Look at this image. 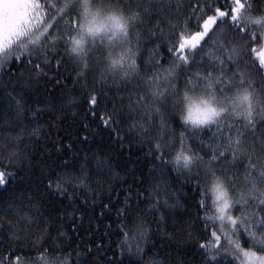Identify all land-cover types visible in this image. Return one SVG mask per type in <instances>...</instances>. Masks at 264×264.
I'll return each instance as SVG.
<instances>
[{
  "label": "snow or ice",
  "instance_id": "1",
  "mask_svg": "<svg viewBox=\"0 0 264 264\" xmlns=\"http://www.w3.org/2000/svg\"><path fill=\"white\" fill-rule=\"evenodd\" d=\"M5 9L0 120L28 119L31 131L21 132L31 138L44 134L43 117L81 103L88 115L78 143H55L59 155L36 179L18 151L22 137L0 142V264H30L12 247L28 241L32 264H176L154 259L156 233L145 225L151 215L159 231L182 206L177 177L197 194L183 205L195 215L181 222L200 264H264V2L14 0ZM66 64L85 81L83 97L75 86L53 94ZM104 133L122 148L138 143L148 174L125 173L117 239L108 225L109 243L76 251L63 243L65 221L77 230L102 204L101 178L120 179L112 153L92 147ZM109 208L102 204L101 216Z\"/></svg>",
  "mask_w": 264,
  "mask_h": 264
},
{
  "label": "trees",
  "instance_id": "2",
  "mask_svg": "<svg viewBox=\"0 0 264 264\" xmlns=\"http://www.w3.org/2000/svg\"><path fill=\"white\" fill-rule=\"evenodd\" d=\"M14 0H0V19L3 20L6 9V4H12ZM264 2V0H261ZM13 11L11 7L7 9L10 14ZM146 49H151L152 44L146 45ZM147 56V51L145 52ZM53 67H55V62L53 61ZM3 71H8L5 68ZM3 71H0V75H3ZM12 72L19 74L22 69L17 68L15 65L12 66ZM61 75L56 77L60 80V87L54 90V95H60L62 91L70 92L73 87L77 88V95L83 97L87 93V88L84 91H80V86L85 83L84 80L79 82L76 81V73L73 71L70 64H66L59 69ZM92 76H88V84L91 85ZM97 88L100 87L99 84L96 85ZM259 87V85H257ZM48 91H53V86L48 85ZM111 100V95L109 96ZM103 106V101H102ZM111 107V104H109ZM88 105L86 103H81L78 109H73L71 112L67 113H54L55 120L53 117H43L42 119L46 121L44 127V134L38 137L29 138L27 132H21L22 128H27L28 132L31 131V126L28 125V119H23L19 122V126L16 125V118L14 115L7 118V123L12 126H5L6 121L0 120V142H2L7 137L21 136L22 142L19 144L18 151L21 154L23 163L35 173L32 179H36L39 175L40 170L45 165H51L56 157L59 155L54 147L55 143L63 141L64 145L71 142H77L79 136L84 133L80 131L82 128V121L87 122L88 115ZM48 124H51L49 129ZM104 139H97L96 143L92 145L95 148L97 145L107 148L110 153H112L114 161L119 165L118 171L120 172V179L115 180L108 177H103V190H98L102 204H109L110 208L105 210V215L101 216L102 204L91 209L88 215L81 222L77 220V230H73L72 224L65 221L64 230L67 232V237L63 241L64 244L71 243L72 247L76 251H82L78 245L86 244L91 247V241L95 240L98 244L100 239L103 238L105 244L109 243V237L106 233L109 229L106 227L111 225V236L112 240L117 239L115 236V231L119 225V220L117 218L116 209L121 206L120 202L124 200V192L121 191L122 188H126L127 185L123 184L124 180H131V177L127 176L125 173L127 170L134 168L142 170L146 175L148 174V162L144 159V153L140 151V145L136 142L131 144L126 140L124 141L123 148L119 143H114L107 139L108 134L104 133ZM113 135H115L113 133ZM83 154V153H82ZM67 159V157H64ZM175 175V174H173ZM175 188L177 190V195L181 198V207L170 213L166 224H159V231H157L158 225L155 220L152 219L151 215L148 216V223L145 227L149 228L151 232L156 233L149 241V246L155 243L156 247L152 249L151 254L159 253L154 255L156 260H165L173 258L176 264H200V261L196 257V252L192 249L190 242L188 241L187 231L188 229L181 222L188 221V215L191 213L195 215V208L189 207L188 211L184 210V201L187 200L188 205H193V196L197 194L193 191L192 187L185 185L183 177H177L175 181ZM111 198V199H109ZM198 198V197H197ZM82 199V198H81ZM52 203L58 204V201H52ZM91 204L92 202L89 201ZM70 219V218H69ZM190 223V221H189ZM32 246V242H26V245H13L15 249L23 247L25 250L23 252L17 251V255L22 256L23 259L28 260L30 264L35 260L37 253L35 251H29ZM141 246L143 243L141 242ZM2 247V246H0ZM115 248V245H113ZM133 251H135V245L133 246ZM4 255H7L5 251ZM127 256V251L125 252ZM119 250H117V259H120ZM84 257L81 258L83 260ZM124 264H128V260H124Z\"/></svg>",
  "mask_w": 264,
  "mask_h": 264
},
{
  "label": "rangeland",
  "instance_id": "3",
  "mask_svg": "<svg viewBox=\"0 0 264 264\" xmlns=\"http://www.w3.org/2000/svg\"><path fill=\"white\" fill-rule=\"evenodd\" d=\"M0 21H2V20L0 19Z\"/></svg>",
  "mask_w": 264,
  "mask_h": 264
}]
</instances>
